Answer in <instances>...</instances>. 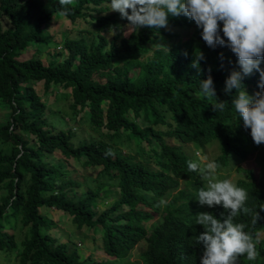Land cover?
<instances>
[{
    "label": "trees",
    "instance_id": "trees-1",
    "mask_svg": "<svg viewBox=\"0 0 264 264\" xmlns=\"http://www.w3.org/2000/svg\"><path fill=\"white\" fill-rule=\"evenodd\" d=\"M108 3L73 0L63 6L65 16L59 0H0V18L9 23L0 27V264H200L195 237L203 228L194 216L221 219L227 212L222 206L198 211L202 181L186 162L210 149L211 161L241 172L234 183L248 190L247 206L262 217L256 226L250 216L236 217L260 253L255 261L241 256L238 264H264V144H254L250 129L237 123L234 92H224L229 72L240 70L236 56L226 47H207L187 17H175L158 33L144 27L108 41L101 33L128 23ZM53 15L75 24L76 35L62 40L64 58L55 51L43 62L52 40L45 24ZM189 25L198 32L193 40L187 39L192 32L183 35ZM196 52L205 57L199 74L191 67ZM209 68L218 101L228 103L224 112H214L215 101L200 95ZM259 79L255 71L244 78L250 95L259 91ZM46 94L61 103L66 130L54 131L47 121ZM108 150L114 155L106 156ZM88 167H99L92 179L72 176ZM101 190L112 200L97 212L92 205ZM45 207L69 215L76 230L71 244L54 243L47 230L55 222L40 213ZM77 237L102 258L80 257Z\"/></svg>",
    "mask_w": 264,
    "mask_h": 264
},
{
    "label": "clouds",
    "instance_id": "clouds-1",
    "mask_svg": "<svg viewBox=\"0 0 264 264\" xmlns=\"http://www.w3.org/2000/svg\"><path fill=\"white\" fill-rule=\"evenodd\" d=\"M72 3L73 0H59L62 6L59 15H68V9L63 6ZM108 7L118 12L121 19L127 20L125 35L137 33L144 27L155 29L158 33L159 29L172 27L175 17L180 20L187 17L201 30V38L207 47L228 48L236 56L240 70L229 72L224 81V92H234L231 105L238 118L237 123L242 120L244 128L250 129L254 144H264V0H110ZM118 28L110 26L109 32L114 35ZM185 30L187 32L183 35L192 32L194 27L189 25ZM192 33L194 35L187 39L193 40L198 32ZM155 47L169 54L167 45L156 43ZM204 59L202 52H196L191 67L198 74L201 72L199 62ZM219 59L223 62V53H220ZM228 63L231 64V61ZM220 67L223 68L224 64L221 63ZM254 71L259 73V91L250 95L243 80ZM208 73L206 79L199 81L200 95L215 101L211 104L214 112H224L228 103L218 101L211 68ZM105 155L114 153L108 150ZM203 160L207 161L208 157L203 156ZM186 164L189 172H199V179L204 181L194 199L198 211L222 206L227 212L226 216L222 214L221 219L208 212L194 216L196 225L203 228V232L195 237L196 243L202 246L200 264H238L241 256L255 261L260 255L258 241L251 232L245 230L247 224L236 222V217L241 214L250 216L253 226L262 219L257 209L247 206L250 196L248 190L239 187L231 179H214L222 167L215 160L203 167L199 160H189ZM166 203L161 199L160 204ZM259 209L264 211V207Z\"/></svg>",
    "mask_w": 264,
    "mask_h": 264
},
{
    "label": "rangeland",
    "instance_id": "rangeland-1",
    "mask_svg": "<svg viewBox=\"0 0 264 264\" xmlns=\"http://www.w3.org/2000/svg\"><path fill=\"white\" fill-rule=\"evenodd\" d=\"M118 16L120 18V14ZM119 20H121V18ZM8 25L9 23L7 22L5 18L3 17L0 18V27L5 28ZM126 25L127 23H124L120 28H118L115 31V33H118L120 35L119 37L128 35V34L125 35V33H127ZM74 28H76V25L70 23L67 19L63 17L56 16V15H53L51 17V19L45 24V29L51 36L52 40H51V43L47 45L48 47L45 48V54L41 56L43 62L48 60L51 54L54 53L55 51L62 52L61 55L58 54L57 59H62L65 57L66 52L63 51L62 40L66 37L69 38V37H73L74 35H76V31H74ZM103 34L108 41H112L113 35L111 32H109V29L104 31ZM118 38L114 39V41L118 42ZM29 53H30V50L27 49L26 51H23L17 58L24 59L26 56H28ZM34 89L36 92H40L41 82L36 83L34 85ZM44 98H46V104H47L44 110L47 121L51 123L54 131L60 128L63 130H66L68 125H65L64 122L66 121L67 118H66V115L60 111L61 108L63 109L61 103H54L52 101L51 94H46ZM1 113H2V110L0 109V116H1ZM29 144H31V142H29ZM58 155L59 154L57 152H54V157ZM205 155L208 157L207 161L203 160V156ZM211 155H212L211 149L208 151L206 150L204 153L195 151L193 155V160H199L201 163V167H203L204 164L211 161V157H212ZM251 155H250L251 157L250 156L247 157L246 161L252 160L253 154ZM72 163L73 165L75 164L74 166H76V168L79 167L77 162L72 161ZM234 166L235 165H230L228 167H224V168L222 167L218 169L217 173L214 176V179H231L234 182L238 176H241V172L238 173V171L236 170V168H234ZM77 170L79 173H73L72 176L76 177V179L79 181H83L84 179H92L96 175L97 171L99 170V167H88L86 169L78 168ZM200 180L203 181L201 178ZM203 184H204V181H203ZM110 188L111 190H113V192H116L115 189H112V187ZM105 189H107V187H105ZM114 195L115 193L113 194V196ZM110 200H112L111 194L103 193V191L101 190V195L99 196V198H97L94 201L92 205V209L99 212L108 206ZM40 213L44 214L47 218H50L55 222V225L51 229L47 230V233L50 234L54 238V243L63 242V243H67V245L71 244V238L73 239L76 238V235L74 232L76 230L74 228L75 227L74 224L70 222L69 215L64 213L62 210H58L54 208H46V207L41 208ZM17 232L20 233L21 231L17 230ZM259 236H261V232L259 233ZM77 238L78 240L76 244L75 242L74 244L76 245L77 252L80 257H85L87 255H90L94 259L102 258L101 251L92 250L91 247L85 248V245L90 243L89 240L87 242L85 240L82 241L81 237H77ZM139 250L140 248H135L134 254L137 253ZM130 259H132V257H130ZM9 264H13L11 259H10Z\"/></svg>",
    "mask_w": 264,
    "mask_h": 264
}]
</instances>
